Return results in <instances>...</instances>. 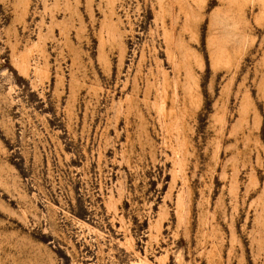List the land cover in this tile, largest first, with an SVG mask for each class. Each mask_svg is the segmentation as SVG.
<instances>
[{"label": "rangeland", "instance_id": "rangeland-1", "mask_svg": "<svg viewBox=\"0 0 264 264\" xmlns=\"http://www.w3.org/2000/svg\"><path fill=\"white\" fill-rule=\"evenodd\" d=\"M0 264H264V0H0Z\"/></svg>", "mask_w": 264, "mask_h": 264}]
</instances>
